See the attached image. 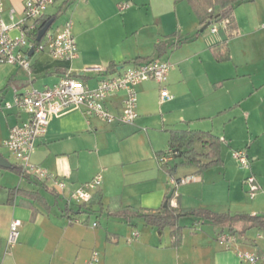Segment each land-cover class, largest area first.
<instances>
[{
  "label": "crops",
  "instance_id": "crops-1",
  "mask_svg": "<svg viewBox=\"0 0 264 264\" xmlns=\"http://www.w3.org/2000/svg\"><path fill=\"white\" fill-rule=\"evenodd\" d=\"M25 1L2 0L6 24L22 21ZM66 3L60 26L50 33L57 35L66 22L73 23L75 60L58 61L34 52L32 80L26 71L0 64V155L12 164L11 169L0 167V264H88L94 251L101 255V264H246L236 250L264 253V231L258 229L247 230L229 251L217 241L227 229L200 219H180L177 245L169 229L159 231L142 219L128 224L117 217L123 209L158 211L173 190L171 204L180 210L264 215V0L235 8L236 30L231 37L229 20L214 22L219 31L212 33L213 24L201 26L187 0H58L45 17L55 16ZM124 4L129 6L122 9ZM17 35L18 30L12 32ZM224 42L230 58L219 62L211 48ZM159 44L164 47L161 55L156 51ZM153 59L172 65L166 85L172 99L162 101L159 85L146 81L138 86L135 125H108L83 108L72 107L53 116L47 134L38 141L32 163L63 179L67 194L103 177L90 205L67 216L64 198L56 202L40 189L45 184L55 191L51 183L14 171L21 169L20 163L4 144L11 128L28 116L17 109L4 110V104L31 87L55 86L68 74L94 89L136 60ZM97 68L107 72L85 73ZM124 99L125 93H118L108 101V109L120 114ZM172 132L218 138L221 165L201 171L179 156L161 164L160 156L171 151ZM237 150H247L250 169L233 159ZM251 175L259 185L254 198L247 184ZM190 176L195 180L180 183ZM16 189L39 194L46 205L20 194L9 203L10 192ZM71 217L79 223L71 224ZM15 219L22 223L21 235L8 254ZM133 233L138 238L129 242Z\"/></svg>",
  "mask_w": 264,
  "mask_h": 264
},
{
  "label": "built area",
  "instance_id": "built-area-1",
  "mask_svg": "<svg viewBox=\"0 0 264 264\" xmlns=\"http://www.w3.org/2000/svg\"><path fill=\"white\" fill-rule=\"evenodd\" d=\"M58 0H26L24 18L18 24L8 25L4 20L5 8L0 0V64L18 67L27 72L32 80L33 71L29 52L34 50L38 53H47L58 61L71 62L78 56L77 44L73 35V23L68 21L57 35L50 31L38 42V21L46 16L49 8L56 5ZM129 5H122V9ZM18 30L19 35L12 36V32ZM218 25L213 24L212 33H217ZM36 34V41L33 35ZM172 69L169 62L160 59L135 62L131 66L123 68L116 75L102 79L94 89L88 87L79 76L68 74L63 76L55 86L38 90L34 87L27 89L24 93H15L12 102L5 103L4 110L17 109L28 116V119L11 128L9 137L4 148L20 163L23 174L32 177L40 183H51L58 193L69 205L86 208L93 201L94 194L103 185L102 175L96 176L92 181L80 186L75 191L67 194L68 185L59 176L49 172L47 169L32 163V156L37 149L38 141L43 138L50 125L53 116L72 108H83L87 115L100 119L108 125L133 126L136 124L139 114L137 111L139 94L138 86L146 81H154L160 87V98L162 101L172 99L166 85L168 75ZM96 71L105 73L103 69H87L85 73ZM125 93L122 112L115 114L108 107V101L118 93ZM178 155L174 151H168L160 158V163L165 164ZM233 159L243 169L251 168V160L247 150L233 152ZM193 176L186 177L180 181L186 184L194 181ZM250 188L249 194L254 198L259 191V185L254 175L247 179ZM71 224L79 223L76 218H70ZM22 223L13 220L7 239L6 251L11 253L19 242ZM97 227V224H94ZM138 238L133 233L129 242ZM218 243L229 251L234 250L238 238L223 233L218 236ZM239 260L246 264H264V253H256L244 250H236ZM88 264H101V255L94 251Z\"/></svg>",
  "mask_w": 264,
  "mask_h": 264
},
{
  "label": "trees",
  "instance_id": "trees-1",
  "mask_svg": "<svg viewBox=\"0 0 264 264\" xmlns=\"http://www.w3.org/2000/svg\"><path fill=\"white\" fill-rule=\"evenodd\" d=\"M247 1L252 0H187L191 9L198 17L201 26L204 28L213 24L214 22L229 20L228 30L230 37L232 32L236 30L234 12L235 8ZM68 6V3L55 15L51 17H43L38 21V31H40L47 22L54 20L55 22L64 13V9ZM53 27V26H52ZM51 30V29H50ZM36 34L33 35L34 41H36ZM212 53L217 61L223 62L229 60V52L227 49V43H220L214 45ZM156 51L161 55L164 51L162 44L156 46ZM144 60H136L140 62ZM148 61V60H145ZM76 76V75H74ZM198 143L203 150L202 153L196 151L194 145ZM221 141L210 133H189V132H172L170 136L169 148L171 151L178 153V156L183 158L189 165L199 168L201 171L214 168L221 165ZM161 158V156H160ZM14 171L25 177L22 169L15 167ZM40 189L53 196L56 202L61 201V197L54 190L48 188L45 184L39 185ZM174 194L175 191L173 190ZM26 195L34 200H38L45 204L43 198L37 193H27L23 190H13L10 192L11 203L12 197L15 195ZM174 194L171 199L168 196L165 199L163 206L155 212L136 211L131 209H123L117 214V217L125 220L128 224H132L135 219H142L147 226L156 228L159 231L165 229L171 230L176 238V243L181 240L182 228L179 225L180 219L185 217H193L195 219L209 222L215 226L227 229L226 233L237 238H242L243 235L250 229H258L264 231V215L250 216L246 214L237 215H221L214 213L210 210H180L172 206ZM76 207V206H74ZM78 207V206H77ZM82 207H78L75 210L71 205L65 202L63 212L67 216H75L81 212ZM225 233V231L220 234Z\"/></svg>",
  "mask_w": 264,
  "mask_h": 264
},
{
  "label": "water",
  "instance_id": "water-1",
  "mask_svg": "<svg viewBox=\"0 0 264 264\" xmlns=\"http://www.w3.org/2000/svg\"><path fill=\"white\" fill-rule=\"evenodd\" d=\"M54 25V20H50L49 22L46 23V25L38 32L37 34V41L40 42L43 37H45V35L50 31V29L52 28V26ZM34 53V50H31L29 52V56L31 57ZM0 167L4 168V169H11L12 168V164L6 159L4 158L2 155H0ZM174 192L171 191L170 194L168 195V198L171 199L173 196Z\"/></svg>",
  "mask_w": 264,
  "mask_h": 264
},
{
  "label": "rangeland",
  "instance_id": "rangeland-1",
  "mask_svg": "<svg viewBox=\"0 0 264 264\" xmlns=\"http://www.w3.org/2000/svg\"><path fill=\"white\" fill-rule=\"evenodd\" d=\"M62 19H63V16H61L56 22H55V24L53 25V27L51 28V30L52 29H56L58 26H60V24H61V22H62ZM50 30V31H51ZM195 147H196V150L198 151V152H203V150H202V148H201V146H199L197 143L195 144ZM176 156H178V155H176ZM175 156V157H176Z\"/></svg>",
  "mask_w": 264,
  "mask_h": 264
}]
</instances>
